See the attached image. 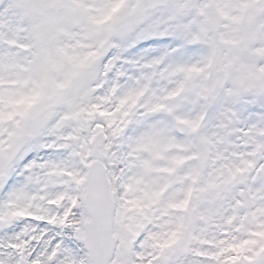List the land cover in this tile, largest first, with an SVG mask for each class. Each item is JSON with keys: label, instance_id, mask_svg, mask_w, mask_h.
<instances>
[{"label": "snow or ice", "instance_id": "6c2138e0", "mask_svg": "<svg viewBox=\"0 0 264 264\" xmlns=\"http://www.w3.org/2000/svg\"><path fill=\"white\" fill-rule=\"evenodd\" d=\"M0 264H264V0H0Z\"/></svg>", "mask_w": 264, "mask_h": 264}]
</instances>
